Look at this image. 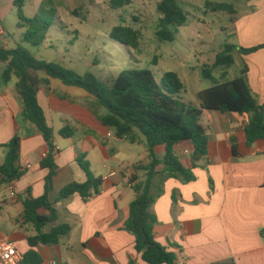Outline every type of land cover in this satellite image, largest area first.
<instances>
[{
  "label": "crops",
  "instance_id": "0c3cea01",
  "mask_svg": "<svg viewBox=\"0 0 264 264\" xmlns=\"http://www.w3.org/2000/svg\"><path fill=\"white\" fill-rule=\"evenodd\" d=\"M245 1L249 7L258 8L246 18L257 14L264 24V0ZM160 2L132 0L121 10L138 8L139 14L146 16L149 8ZM5 5L0 0V13ZM90 6L111 9L94 0H25L24 13L39 23L51 14L61 30L70 32L69 18L82 17L83 10ZM50 23L53 27L54 23ZM5 34L4 28L0 29L3 39ZM228 35L237 38L238 45H233L239 48L264 44L263 28L244 37L239 22L233 23ZM3 43L8 49L19 46L15 42V47H10L7 39ZM24 48L33 55L32 49ZM235 55L248 66L253 94L264 105V49L250 55L237 51L234 58ZM0 64V167L7 156L6 145L18 136L19 166L24 171L19 180L0 187V241L14 242L25 255L31 249L29 239L38 234L25 220L23 204L29 197L45 194L50 171L41 164L49 147L39 129L23 117L18 79L12 77L5 83L2 74L6 65ZM38 76L49 80L39 88L38 101L54 131V162L58 168L48 197L57 209V224L70 225L71 232L58 245L38 244L35 251L43 264H146L135 250L134 235L126 230L130 205L137 195L134 188L145 186L148 172L143 167L152 162L145 140L133 144L118 138L115 130L104 126L93 112L94 97L83 89L48 78L43 72ZM202 91L196 93L195 102L186 101L200 107L198 95ZM96 113L105 115L102 109H96ZM200 120L208 136V155L193 166L190 142L174 148L177 158L196 179L186 183L169 177L163 164L155 170L151 193L156 201L150 210L155 218V240L175 255V264H264V140L248 146L244 128L249 116L203 110ZM66 126L73 129L72 138L60 135ZM79 153L87 155L93 175L103 179L101 193L88 201L77 194L59 201L67 185L86 182L76 162ZM154 153L162 161L166 147L157 146ZM12 188L16 199L11 197Z\"/></svg>",
  "mask_w": 264,
  "mask_h": 264
},
{
  "label": "trees",
  "instance_id": "16d2710c",
  "mask_svg": "<svg viewBox=\"0 0 264 264\" xmlns=\"http://www.w3.org/2000/svg\"><path fill=\"white\" fill-rule=\"evenodd\" d=\"M131 2L132 0H113L110 8L114 11L121 10ZM14 5L19 19L18 28L29 27L25 39L32 45L39 46L44 36L37 39L35 35L39 33L38 30H31L38 20L26 17L25 0H16ZM206 7L213 11H229L226 4H207ZM157 10L162 16L156 32L158 40L174 42L179 28L188 22V13L179 5L178 0H161ZM45 26L49 29L51 23L45 22ZM141 37L140 30L123 24L115 27L111 33L112 40L136 51L140 50ZM262 49L264 44L244 49L226 43L217 54L215 63L206 66L203 71V77L210 80L212 86L199 93L201 106L198 107L183 97L186 88L177 73L168 72L157 79L154 72L149 69L128 70L120 73L112 87L108 88L93 74L81 76L59 62L40 60L22 46L8 49L0 35V63L6 65L2 78L5 83L12 77L18 79L17 91L24 103L23 117L25 121L31 122L39 129L50 151L49 156L41 164L43 169L50 171L46 178L45 194L39 198L29 197L23 204L25 220L34 226L38 234L29 239L31 249L24 255L23 264H43L35 247L38 244L58 245L71 232L70 225L57 224L58 212L48 197L58 168L54 162V131L49 126L38 101L39 88L47 85L49 80L39 78L38 73L43 72L48 78L58 79L67 86L83 89L94 97L93 112L104 126L115 130L118 138L133 144L140 143L142 138L145 140L152 162L143 167L148 172L145 186L134 188L137 195L130 205L126 230L134 235L135 250L146 264H175V255L155 240L153 232L155 218L150 210L156 201L151 193L153 180L157 175L155 170L163 164L164 173L169 177L179 178L186 183L196 179L192 170L186 169L177 158L174 148L180 143L190 142L193 146L191 155L193 166L208 155V136L200 120L203 110L249 116V122L244 128L248 146L264 140L262 113L264 105H260L253 94L248 79V66L243 65L239 76L232 81L216 80L213 74L215 68H222L220 78L224 80L235 64V52L250 55ZM96 109H106L107 114L100 116ZM60 135L72 138L74 131L66 126L60 131ZM157 146L166 147L162 161L157 159L154 153ZM6 147L7 156L0 167V187L19 180L24 174L19 166L21 138L14 137ZM233 153L237 155L235 144ZM76 162L84 172L86 182L67 185L60 192L59 201L68 200L76 194L88 201L101 193L104 181L93 175L87 155L79 153Z\"/></svg>",
  "mask_w": 264,
  "mask_h": 264
},
{
  "label": "rangeland",
  "instance_id": "374dc122",
  "mask_svg": "<svg viewBox=\"0 0 264 264\" xmlns=\"http://www.w3.org/2000/svg\"><path fill=\"white\" fill-rule=\"evenodd\" d=\"M2 1L6 5L1 9L0 29L4 28L6 34L3 41L7 39L11 42L10 47H15V42L19 46H27L33 50L36 58L46 62H62L65 68L81 76L93 74L108 88L112 87L120 73L128 70L149 69L157 79L165 73L174 72L185 85L183 97L193 102L199 90L204 91L212 86V82L203 77L205 67L215 63L217 54L226 43L238 45L237 38L228 35L233 23L239 22L244 37L252 35L259 28L264 29L257 14L246 18L258 8L249 7L245 0H178L188 13V22L179 28L174 42L158 40L156 32L161 14L154 3L146 16L140 15L141 9L138 8L114 11L90 6L83 10L82 17L69 18L72 21L69 23L70 32L61 30L51 14L46 16L44 23L37 22L31 30H38L35 38L44 36V40L34 47L25 39L30 28L19 29L17 26L16 0ZM207 4H226L229 11H213L206 7ZM45 22H53L54 25L46 29ZM121 24L141 30L140 50L130 49L111 39L112 30ZM235 59L236 63L229 70L227 79L220 78L222 68L214 69L216 80L225 82L239 76L243 65L238 55H235ZM102 113L107 114V110L102 109Z\"/></svg>",
  "mask_w": 264,
  "mask_h": 264
},
{
  "label": "built area",
  "instance_id": "2783aa9c",
  "mask_svg": "<svg viewBox=\"0 0 264 264\" xmlns=\"http://www.w3.org/2000/svg\"><path fill=\"white\" fill-rule=\"evenodd\" d=\"M95 3L99 5H110L113 0H94ZM7 46L5 43H3ZM50 154V151L43 155V158L46 159ZM28 168H31L30 166ZM12 199H16L17 195L15 189L12 188L11 192ZM0 263L1 264H23L24 255L18 250L14 242L11 241H0ZM44 264H56L55 262H49ZM184 264V262H181Z\"/></svg>",
  "mask_w": 264,
  "mask_h": 264
},
{
  "label": "water",
  "instance_id": "95a60500",
  "mask_svg": "<svg viewBox=\"0 0 264 264\" xmlns=\"http://www.w3.org/2000/svg\"><path fill=\"white\" fill-rule=\"evenodd\" d=\"M262 113H264V110L262 111Z\"/></svg>",
  "mask_w": 264,
  "mask_h": 264
}]
</instances>
